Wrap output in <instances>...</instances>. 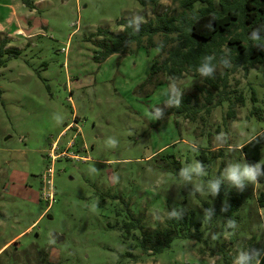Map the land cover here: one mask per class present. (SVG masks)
Masks as SVG:
<instances>
[{"label": "rangeland", "instance_id": "rangeland-1", "mask_svg": "<svg viewBox=\"0 0 264 264\" xmlns=\"http://www.w3.org/2000/svg\"><path fill=\"white\" fill-rule=\"evenodd\" d=\"M30 1L0 0V44L8 38L5 47L17 50L0 52V264H226L224 252L233 264L239 251L263 249L264 182L243 192L224 182L216 197L206 185L228 163H246L241 144L264 128V59L230 67L212 102L197 87H208L204 78L191 71L174 79L160 73L161 83L141 86L160 48L133 43L98 60L97 30L120 32L125 18L139 26L176 13L177 3ZM224 71L217 66L216 74ZM171 85L198 95L203 106L193 119L164 105ZM158 107L163 117L154 121L147 114ZM197 161L206 175L182 182L180 170ZM225 202L235 204V229L221 211ZM181 208L201 220V239L175 237L153 252L141 247V229L126 235L122 227L127 209L153 230ZM53 230L65 238L57 241Z\"/></svg>", "mask_w": 264, "mask_h": 264}, {"label": "trees", "instance_id": "trees-1", "mask_svg": "<svg viewBox=\"0 0 264 264\" xmlns=\"http://www.w3.org/2000/svg\"><path fill=\"white\" fill-rule=\"evenodd\" d=\"M142 4L157 2L158 0H138ZM177 3L179 10L176 13H160L154 18L143 22L139 26L135 25L132 18L120 19L118 22L123 25L120 32H110L108 29L98 28L100 38L95 39L97 48L95 49V59H105L111 53H124L132 51L134 43L137 47L144 45L146 48L158 46L159 54L152 60L147 78L141 84L157 85L162 82L160 73H165L170 79L181 77L184 72L191 71L199 73L198 67L202 63L203 57H214L213 63L221 65L225 71L223 75L216 74L213 78H204L208 87L197 86L205 91L206 101H213V91L223 93L221 85L226 84V74L229 67H225L224 60L231 62V67L238 65L252 66L264 59V50L260 48L264 44V0H172ZM30 7L33 2L24 0ZM258 30L260 42L249 39L251 32ZM160 38L156 40L155 36ZM8 38H4L0 44V52L17 51L15 48H6ZM164 51L165 54L161 55ZM223 81V82H222ZM192 97L194 101L191 102ZM198 95L183 94L179 107L171 108L178 115L193 119L202 104L198 102ZM237 99H242L239 95ZM222 95L216 99L220 103ZM230 102L228 113L234 114ZM170 109V110H171ZM209 109V108H207ZM240 151L246 163H257L264 161V128L244 141L240 146ZM205 152L200 151L198 158L205 160ZM175 162V156L168 154ZM263 158V159H262ZM258 181L264 182V175ZM223 183L220 185L222 194ZM262 192L259 195L260 204L264 205ZM238 199V198H236ZM227 215L234 220L233 211L235 204L227 203ZM181 218H168L167 224L156 227L153 230L143 228L141 218H134L127 209L126 218L122 221V227L126 235L133 229H141L140 245L143 250L151 249L159 252L169 246L175 237L202 238V230L199 229L200 219H196L194 213L189 215L181 208ZM132 245V244H130ZM264 249V248H263ZM130 253V252H128ZM226 264H230L233 257L223 254ZM261 264H264V254L260 257Z\"/></svg>", "mask_w": 264, "mask_h": 264}, {"label": "clouds", "instance_id": "clouds-1", "mask_svg": "<svg viewBox=\"0 0 264 264\" xmlns=\"http://www.w3.org/2000/svg\"><path fill=\"white\" fill-rule=\"evenodd\" d=\"M138 26V22H137ZM249 39L252 41L260 42V33L258 30H253ZM260 48L264 50V44L260 45ZM214 57L205 56L203 57L202 63L198 67L197 71L204 78H213L217 69V66L213 63ZM223 64L225 67H231V62L229 60H224ZM167 99L165 100L164 105L166 107H179L182 102V92L174 87L170 86L168 91L165 93ZM150 119L157 121L161 120L163 117V108H154L153 111L147 114ZM54 120L57 124L63 122L62 119L54 117ZM107 144L111 147H115L117 141L114 138H109ZM195 150V149H193ZM206 175L205 165L199 161L194 163V166L184 167L179 172V178L184 183H192L194 177H203ZM264 175V161L257 163H228V166L225 167L222 171V174L219 179H212L207 182L206 190L208 194L212 197H216L220 192L221 183L226 182L229 188H235L240 192H243L248 185H255L258 182V179ZM205 186L195 185V192H203ZM227 204L222 206L221 211H227ZM213 209H206L204 217L205 219H211L213 215ZM169 218H181V212L173 210L169 213ZM227 227L235 229L236 222L234 220H228ZM264 254V249L251 248L248 250H241L235 256L233 264H261L259 257Z\"/></svg>", "mask_w": 264, "mask_h": 264}, {"label": "water", "instance_id": "water-1", "mask_svg": "<svg viewBox=\"0 0 264 264\" xmlns=\"http://www.w3.org/2000/svg\"><path fill=\"white\" fill-rule=\"evenodd\" d=\"M51 236L55 239H57V241H61L65 238V236L63 234H59L56 231H51Z\"/></svg>", "mask_w": 264, "mask_h": 264}, {"label": "built area", "instance_id": "built-area-1", "mask_svg": "<svg viewBox=\"0 0 264 264\" xmlns=\"http://www.w3.org/2000/svg\"><path fill=\"white\" fill-rule=\"evenodd\" d=\"M51 170H52V168H51V167H49V168H48V171H49V172H51Z\"/></svg>", "mask_w": 264, "mask_h": 264}, {"label": "crops", "instance_id": "crops-1", "mask_svg": "<svg viewBox=\"0 0 264 264\" xmlns=\"http://www.w3.org/2000/svg\"><path fill=\"white\" fill-rule=\"evenodd\" d=\"M65 129V128H64ZM64 129H62V130H64ZM41 214H42V212H41ZM34 223V222H33ZM33 223H31L28 227H30Z\"/></svg>", "mask_w": 264, "mask_h": 264}]
</instances>
